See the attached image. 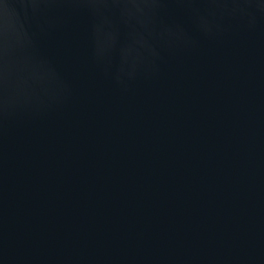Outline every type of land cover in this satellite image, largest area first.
I'll list each match as a JSON object with an SVG mask.
<instances>
[{"label": "water", "instance_id": "water-1", "mask_svg": "<svg viewBox=\"0 0 264 264\" xmlns=\"http://www.w3.org/2000/svg\"><path fill=\"white\" fill-rule=\"evenodd\" d=\"M0 264H264V0H0Z\"/></svg>", "mask_w": 264, "mask_h": 264}]
</instances>
